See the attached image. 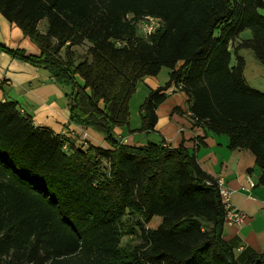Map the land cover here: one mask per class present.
<instances>
[{"label": "trees", "instance_id": "trees-1", "mask_svg": "<svg viewBox=\"0 0 264 264\" xmlns=\"http://www.w3.org/2000/svg\"><path fill=\"white\" fill-rule=\"evenodd\" d=\"M0 12L41 54L0 48L69 87V121L110 145L77 146L0 99V264H264V252L224 238L219 187L194 152L115 134L138 81L168 67L140 105L139 130L155 129L174 83L197 123L252 152L264 185V91L238 52L264 65V0H0ZM146 16L159 25L144 37Z\"/></svg>", "mask_w": 264, "mask_h": 264}, {"label": "crops", "instance_id": "crops-1", "mask_svg": "<svg viewBox=\"0 0 264 264\" xmlns=\"http://www.w3.org/2000/svg\"><path fill=\"white\" fill-rule=\"evenodd\" d=\"M0 44L22 50L27 56L41 54L39 46L1 12ZM246 50L238 51L245 59V66ZM249 52L258 60L250 49ZM170 72V68L163 67L157 75L140 79L135 91L140 96L134 102L131 97L130 109H133L132 103L140 107L152 89L164 86L169 81ZM244 76L249 83L245 74ZM69 91L70 88L56 82L48 70L18 59L0 48V99L16 101L23 112L32 115L36 125L47 126L56 133L66 135L77 146L86 148L92 144L109 147L100 132L69 121L70 111L66 97ZM157 115L158 120L152 131L139 130L141 118L133 126L130 115L128 125L115 128L117 139L126 144L141 145L145 144L146 134V137L152 138L148 141L146 139V143L164 139L169 146L184 145L194 152L202 169L215 180H222L230 192L233 207L246 216L240 224L226 222L224 238L236 243L241 248L240 251L249 247L264 252V185L258 183L260 168L256 165L252 152L239 148L230 149L226 135L207 131L203 124L197 123L188 109L187 95L174 83L167 90L166 100L158 106ZM160 221V217H155L150 226L155 227Z\"/></svg>", "mask_w": 264, "mask_h": 264}, {"label": "rangeland", "instance_id": "rangeland-1", "mask_svg": "<svg viewBox=\"0 0 264 264\" xmlns=\"http://www.w3.org/2000/svg\"><path fill=\"white\" fill-rule=\"evenodd\" d=\"M138 33L140 35H143L145 37V32L143 30V23H139L138 24ZM249 33V31L247 32ZM88 46H89V43L88 42H85L84 44H82L81 46L79 47H76L77 49V52L80 53V54H85L87 49H88ZM248 50L247 49L246 51H244V55H245V58H246V66H245V70H244V74L246 75L249 83L257 88V89H260L262 91H264V65L256 60L252 55H251V52L248 53ZM251 51V50H250ZM136 91V90H135ZM134 91V93H135ZM133 93V99H132V102L134 101H137L138 99V96H140V93H135L134 95ZM137 94V95H136ZM134 103H132V107L133 109L131 108L130 109V102H129V111H130V115H131V124L134 126L135 123H139V120H140V113H139V105L136 104L133 105ZM144 143H146V139L147 141L152 139L151 136H148L146 137V134L144 136ZM133 237V239H132ZM135 237L131 234H127L124 236V240H130L132 239L133 242L135 243L136 241L138 242L139 240L137 239L136 241H134Z\"/></svg>", "mask_w": 264, "mask_h": 264}, {"label": "built area", "instance_id": "built-area-1", "mask_svg": "<svg viewBox=\"0 0 264 264\" xmlns=\"http://www.w3.org/2000/svg\"><path fill=\"white\" fill-rule=\"evenodd\" d=\"M141 23H143V30L145 32V35L151 34L155 28L159 25V19L152 17V16H146L141 20ZM23 111V110H21ZM209 183H212L211 181H208ZM216 183L219 187V192L221 194L222 202L226 208V222L227 223H237L240 224L245 220V214L241 212L236 207H233L231 201H230V192L227 190V188L224 186L221 179H217ZM251 184L254 185V183L251 181ZM239 250L241 248H238Z\"/></svg>", "mask_w": 264, "mask_h": 264}]
</instances>
